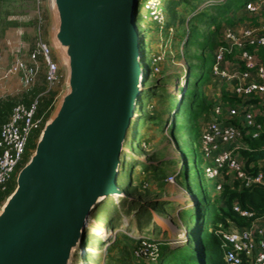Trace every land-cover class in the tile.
Here are the masks:
<instances>
[{"label":"water","instance_id":"95a60500","mask_svg":"<svg viewBox=\"0 0 264 264\" xmlns=\"http://www.w3.org/2000/svg\"><path fill=\"white\" fill-rule=\"evenodd\" d=\"M138 3L47 0L67 89L1 206L0 264H71L91 212L122 196L123 147L147 80ZM196 254L207 264L203 247Z\"/></svg>","mask_w":264,"mask_h":264},{"label":"rangeland","instance_id":"374dc122","mask_svg":"<svg viewBox=\"0 0 264 264\" xmlns=\"http://www.w3.org/2000/svg\"><path fill=\"white\" fill-rule=\"evenodd\" d=\"M40 1L44 17V36L48 39V43L54 46L53 33L49 32L54 24V15L47 7V0ZM146 1L139 0L136 19L143 43H145L142 45L145 50L144 56L146 61H149L157 53H164V60L160 65V72L146 73L148 79L145 87L146 89L154 87L158 97L162 95L158 98L159 101L165 103H159L153 97L144 99L142 114L147 119L144 117L141 119L135 142H132L130 137L126 139L128 151L123 152L124 155L122 153V170L117 181L123 194L108 197L91 212L83 241L75 251L71 264H141L143 261L146 264H159L165 251L164 242H169L173 247L179 245L178 242H186L188 233L185 232L194 221L193 207H196L199 202L193 194L200 195L204 187L210 189L206 179H199L195 173L198 170L202 171L203 156L200 150L190 147V138L186 135V122L192 111L190 103L181 106L182 98L188 81L193 90V86L196 87L193 83L197 80L199 84L195 90L199 101L204 96L209 104L218 101L219 91L211 78L213 57L206 47L208 35L211 36L209 27L215 29L218 25L209 23L218 21L220 26L221 24L230 25L234 22L236 14L243 12L246 0H171L165 9L166 15L164 12L162 16L163 24L155 22L151 13L145 8ZM167 1L163 0V3L166 4ZM38 3V0H0L1 47L4 43L5 31L9 26L27 24L18 20L10 21L8 17L23 15L27 10L37 11ZM189 16L191 19H188ZM242 21L245 22V19ZM170 27H173L172 33L169 31ZM191 31H193V38L188 43ZM53 51L59 63H63L64 59L57 48H53ZM9 62L7 60L4 63L5 67L9 65ZM62 69L64 80L52 90L58 97L49 108V116L55 109L58 99L67 89L65 64ZM17 81L18 79L15 82L11 81L15 84L13 90L15 96L21 94L17 91ZM38 81L37 86L44 83L42 74ZM1 89L0 92H2ZM192 93L191 91L190 94ZM42 95L41 89L31 94L33 98H40V108L46 98ZM46 111L47 109L43 112ZM137 114L140 115L139 110ZM175 118L177 131L174 135L172 122ZM209 118L208 112H204L199 117L201 129ZM134 129L133 127L130 132L131 137ZM36 137L35 131L28 142L27 149L31 148L30 156L35 151V148L31 146L37 143ZM146 163L152 171L155 167L150 168V164L159 165L162 175L155 177L152 171L150 173L144 171ZM187 170L191 171V175L188 180H184L183 173ZM176 171L179 172L177 181L171 183L169 176ZM15 180L16 173L12 182ZM211 183L214 182L211 181ZM182 197H185V200ZM183 206L189 208L179 211V208ZM163 220L173 222L176 225L175 230H164L165 228L158 223ZM201 225H205L207 232H212L214 229L209 221Z\"/></svg>","mask_w":264,"mask_h":264},{"label":"built area","instance_id":"2783aa9c","mask_svg":"<svg viewBox=\"0 0 264 264\" xmlns=\"http://www.w3.org/2000/svg\"><path fill=\"white\" fill-rule=\"evenodd\" d=\"M38 2L33 49L26 57L17 58L4 73L6 78L20 73L25 92L35 87L41 74L51 90L64 80V70L44 36V17L41 1ZM145 8L155 22L164 23L162 16L166 11L162 0H147ZM245 10L258 24L227 25L220 31L222 43L214 51L211 73L212 82L219 91L218 101L200 137L203 172L207 180L214 182V193L217 194L225 191L226 184L238 190L264 188V159L257 161L258 170L254 171L256 163L248 164L242 154L243 150L249 149L248 137L258 139L264 134V60L260 55L264 49V0L247 1ZM169 31L172 32L173 27ZM1 60L0 53V63ZM163 60L164 53H157L150 59L155 73L161 71ZM223 90L227 99L222 98ZM48 117L46 113L39 114V98L29 104L20 101L13 107L10 118L0 130L1 191L7 190L15 173L17 177L27 161L25 155L32 133L41 132ZM178 176L179 172L171 174L169 181L175 183ZM233 210L246 221L244 225L229 221L227 225L219 224L213 229L220 240L225 263L264 264V214L257 215L238 203L233 205Z\"/></svg>","mask_w":264,"mask_h":264},{"label":"trees","instance_id":"16d2710c","mask_svg":"<svg viewBox=\"0 0 264 264\" xmlns=\"http://www.w3.org/2000/svg\"><path fill=\"white\" fill-rule=\"evenodd\" d=\"M170 1L171 0H168L167 3L165 4L163 3V0H162V7L164 10L167 9ZM209 24L218 25L215 29H213L210 26L209 28L211 30V36L207 34L208 41H207L206 47L207 49L210 50V55L211 57H213V61H214V51L222 43L221 32H220L222 24L220 26L218 21H210ZM192 38H193V31L190 32L188 43L192 41ZM185 44L186 42L184 43V45ZM260 55L262 59L264 60V49H261ZM145 65H146V73L147 74L151 73L153 69H152L150 60L145 61ZM211 78H212V74H211ZM193 84L196 85V87L193 86L192 88L194 91L191 90L190 81H188L184 96L182 98L181 106L186 103H190L189 106L191 108L192 113H190L187 117L188 121L186 122V135H188L190 138V142H191L190 147L201 151L200 137H201L202 129H201L200 123L198 122V119L202 114H204V112L206 113L208 112V115L210 116V112L216 102H213L210 104L207 103L205 96L203 97V99L199 101V96L195 90V88L197 89L198 87L199 81L196 80ZM38 89H41V93H43L44 97L46 96V98L41 104V108H40V98L37 97L39 98V114L46 113L48 117L49 108L53 105L56 99L55 93L51 89H48L45 83V80L41 86L35 87L32 90V93L37 91ZM191 91L193 92L192 94H190ZM223 92H224L223 99H227L225 90H223ZM50 93H52V95H50ZM161 96L162 95H160L159 97ZM152 97L156 98L159 103L160 102L161 103L163 102V104L165 103L164 101H159L158 94L155 93L154 87H151L150 89L149 88L145 89V91L141 95V99L139 102L140 103V109H139L140 115L138 116V119H136L133 123V127L135 129L132 134V137L130 135V138H131L130 140L132 142H135L136 140L135 135L139 130L141 119L143 117L144 119H147V117H145L142 114L143 107H144V99H148ZM33 99H36V98H33ZM15 102L16 101L11 99L9 101L0 103V129H1V125L6 120H8V116L12 112ZM27 104H29L28 101H27ZM196 104H197V107H196ZM46 109L47 111L43 112ZM172 123H174L172 125V133L175 135L177 131L176 118L174 119V122ZM36 133H37V137H36L37 139L39 137L40 132L36 131ZM247 143L249 145V149L243 150L242 154L247 159L248 164H250L251 162L256 163L254 171H257L258 170L257 161L260 159H264V134L258 139H252L248 137ZM31 147L36 148V142ZM30 149H27V152H26L27 159L30 156V152H29ZM0 153H1V150H0ZM25 163L26 161L23 163V166ZM153 166L155 167V169L152 171V169H149V166H147V163H146L144 165V168H145L144 171H147L148 173L152 171L155 177L162 175V173L160 172L162 171L160 169V166L155 165V164H150V168H153ZM262 168L264 170V165ZM195 173L197 174L199 179L204 178L203 171L198 170ZM190 175H191V171L189 172V170L183 173L184 180H188ZM15 187H16V180L14 182L11 181L9 183L6 191H0V207L5 202L7 197L14 191ZM210 189H208L207 187H204L201 193L202 196L201 194L198 195L197 193L193 194L196 197V199H198L199 202L196 207L195 206L193 207L194 221L191 223V225L188 226V236L187 238H185L186 242L181 243L182 245L181 244L175 245V247H173L169 242H164L163 248L165 251L163 254V258L159 264H198L196 250L197 248H200V247H203L206 251L207 264H226L224 261L220 240L214 233L207 232L204 228L205 225H201V224L203 223L206 224V222L209 221L212 224V226L216 228L219 226L218 225L219 222H225L227 224V218H229L233 220L234 222H236L237 224L244 225L246 221L244 222V220L239 216V214L233 210L232 205H234L235 203L240 204V206L243 208H247V209L255 211L257 215L264 214V188L238 190V189H231L230 186L227 185L226 193L228 195L224 196V199L226 198L228 199L229 204L227 205V207H220L216 203L217 201L213 199V194ZM141 264H146V263L143 261Z\"/></svg>","mask_w":264,"mask_h":264},{"label":"crops","instance_id":"0c3cea01","mask_svg":"<svg viewBox=\"0 0 264 264\" xmlns=\"http://www.w3.org/2000/svg\"><path fill=\"white\" fill-rule=\"evenodd\" d=\"M247 1H249V0H246V2ZM246 2H245V4H246ZM36 14H37V11H35V10H27V12L23 15L18 14V15L8 17V20H10V21L18 20L19 22H22V23L27 22V24L26 25L11 26V27L9 26V28L5 31L4 43H3L2 47L0 46V53L2 55V60L0 63V88L3 89V90L1 89L2 92H0V103H3L5 101H9V100L13 99L14 101H16L15 104H17L20 101H22V102L24 101L27 104V101L29 103H31V101L34 100L33 97L31 96V93H32V90L35 87H37V85L39 84V81L35 85L34 88H32L28 92H25V90L22 87L20 73L9 76L8 78L4 77V73L6 72L8 67H10L11 64L14 63V61L17 58L26 57L28 55V52H30L33 49V46H34V43L36 40V28H37V24H38ZM10 17H16V19H10ZM188 19H191L190 16L188 17ZM244 19H245V22L242 21ZM29 21H30V23L28 24ZM251 24H258V21L255 20L254 18H252V15L248 11H246L245 7H244L243 12H238L236 14L234 22L231 23L230 25L236 26V27H244V26H248ZM225 26H227V25L222 24L221 30ZM44 35H45V32H44ZM46 40H48V39L46 38ZM7 60H9L10 62H9V65L5 67L4 63L7 62ZM16 79H18V81L16 82V85H18L17 91L21 92V94H18L17 96H15L13 93V90L15 88L14 87L15 84L11 82V81L15 82ZM11 113L8 116V119L10 118ZM2 125H1V127H2ZM203 162H202V171H203ZM176 172H178V171H176ZM203 175H204V172H203ZM204 178H205V175H204ZM206 181H207V184L210 185V188H211V191L213 194V199L215 201H217L216 203L220 207H227V205L229 204L228 199L227 198L224 199V196L228 195L226 193L228 184H226L224 192H222L221 194H217V193H214V183L212 184L211 181H209L207 179H206ZM184 198L185 197H182V199H184ZM182 209H185V208L181 207V208H179V211H181ZM170 220H172V219H170ZM229 221H233V220L227 218V224ZM219 224L227 225L225 222H219L218 225ZM239 225H241V224H239ZM178 229L182 230L181 227H178ZM185 233H188V230H186ZM212 233H213V231H212Z\"/></svg>","mask_w":264,"mask_h":264},{"label":"bare ground","instance_id":"6f19581e","mask_svg":"<svg viewBox=\"0 0 264 264\" xmlns=\"http://www.w3.org/2000/svg\"><path fill=\"white\" fill-rule=\"evenodd\" d=\"M184 85V84H183ZM143 85L141 84V87H142ZM124 151L125 152H127L128 151V149H126V145H124ZM123 155H124V153H123ZM124 163H125V161H124ZM120 195V194H119ZM118 196V194H115V196L114 197H117ZM187 198V197H186ZM183 200H185V198L183 199ZM159 223H160V226H162V227H164L165 228V230H171V231H174L175 230V228H176V225L173 223V222H171V221H167V220H163V221H158ZM77 250V248H75L74 249V253H75V251ZM74 264V263H73Z\"/></svg>","mask_w":264,"mask_h":264}]
</instances>
